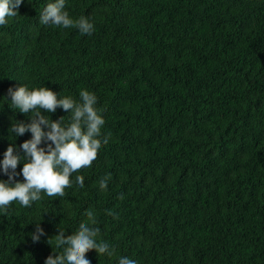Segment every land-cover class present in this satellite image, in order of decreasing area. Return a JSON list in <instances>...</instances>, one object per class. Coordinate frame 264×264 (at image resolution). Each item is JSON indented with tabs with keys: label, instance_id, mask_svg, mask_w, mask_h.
<instances>
[{
	"label": "trees",
	"instance_id": "obj_1",
	"mask_svg": "<svg viewBox=\"0 0 264 264\" xmlns=\"http://www.w3.org/2000/svg\"><path fill=\"white\" fill-rule=\"evenodd\" d=\"M44 2L0 26V158L31 136L10 132L31 116L4 98L21 84L77 101L86 90L102 147L70 178L81 190L0 212V264H44L47 241L81 225L115 249L90 250V264H264V0H67L90 37L39 24Z\"/></svg>",
	"mask_w": 264,
	"mask_h": 264
},
{
	"label": "clouds",
	"instance_id": "obj_2",
	"mask_svg": "<svg viewBox=\"0 0 264 264\" xmlns=\"http://www.w3.org/2000/svg\"><path fill=\"white\" fill-rule=\"evenodd\" d=\"M48 1L41 5L43 11L39 15V24L64 28L74 26L79 32L73 28L69 31L86 35L84 37L94 35L95 26L87 17L82 16L77 20L70 18L65 10L67 0ZM23 2L0 0V26L18 15ZM4 98L10 102L11 109L25 115L31 113L30 117L26 115L27 122L12 123L11 134L15 138L26 132L31 136L18 146L10 143L0 158V174L7 176V180L0 179V212L6 211L13 202L30 207L41 199V194L63 197L66 190H81L83 181L76 178L70 183V178L88 170L96 162L102 147L98 140L104 122L96 111L95 98L86 90H81L77 101L72 96H61L45 86L29 88L25 84L9 87ZM57 108L70 113V120L65 122L62 117L54 121L42 114V110L51 114ZM20 163L23 166L17 173ZM18 175L22 176V181L16 179ZM106 184L107 180L102 179L100 188H105ZM87 215L92 216V212L89 211ZM40 221L34 222L35 230L29 234L33 242H38L45 235ZM99 234V228L81 225L71 238L56 235L47 241L49 245L54 241V249H51L55 256L48 257L44 264H90L86 258L90 250L112 257L115 249L109 243L100 241ZM117 264H137V261L120 256Z\"/></svg>",
	"mask_w": 264,
	"mask_h": 264
}]
</instances>
